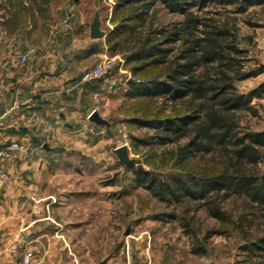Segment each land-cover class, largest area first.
Segmentation results:
<instances>
[{
    "label": "rangeland",
    "instance_id": "rangeland-1",
    "mask_svg": "<svg viewBox=\"0 0 264 264\" xmlns=\"http://www.w3.org/2000/svg\"><path fill=\"white\" fill-rule=\"evenodd\" d=\"M30 1L26 6L15 0H0V31L3 36L15 32L25 33L28 30L39 39L52 36L60 45H65L66 37L77 36L83 39L97 13L102 21V29L106 32V38L119 24L114 20V7L118 0ZM236 16L240 46L246 50L245 67L257 69L264 64V3L250 7L247 13ZM152 19L153 26L157 27L178 22L183 16L169 12L159 3L153 9ZM92 42H99L98 47H101L103 39ZM102 48L111 56H117L118 63L106 76L93 81L96 90L93 92L92 109L98 111L110 125L93 123L95 138L91 137L88 148L82 151L84 155L86 154L89 164L93 166L83 168L82 173L87 170L88 173L95 175L96 187L111 183L105 191V195L110 192L111 197L109 232L111 253H116L123 247L126 253L125 249L130 243V254L133 257L138 256L144 241L134 236L153 229L157 235V242L154 243L164 257L160 261L161 264L168 262L165 258L167 253L185 260L188 264H264V248H260L264 242V204L246 207L241 196L231 195L221 202L231 218L221 222L210 216L206 209H197L196 201L187 199L184 205L167 207L147 188L138 186L136 174L138 164L143 166V169L138 170L165 179L170 174H185L190 170V165L198 169L209 161L210 164L221 162L222 158L217 153H207L204 159L196 155L184 163H179L181 161L178 142L160 143L155 136L154 127H150L145 120L135 121V118L150 119L158 115L172 114L171 101H167L164 106V97L153 100L150 96L129 94L131 92L129 82L142 79L144 76L149 77L150 73L156 74L162 68L134 73L133 68L141 62L133 60L127 50L114 52L109 44ZM125 53L129 56L122 59L121 55ZM96 63L97 61L94 64ZM263 82L264 71L239 81L237 87L241 92H248ZM251 105L253 106L251 110L238 111L240 127L244 132H264V93L261 97H254ZM158 110L160 113L157 114ZM121 144L128 146L130 157L133 159L130 165L119 163L115 148ZM22 148L14 152L15 160L12 156L4 162H9L11 158L13 162L27 161L29 154L23 152ZM194 167L191 169L194 170ZM256 168L264 174V146L262 158ZM172 211L190 220L191 228L195 232L187 233L178 219L169 218ZM151 213L160 217V223L158 222L156 226L151 219L146 220ZM240 216H245L246 220L240 222L242 220ZM207 234L209 236L204 239ZM197 244L203 246V253L193 252Z\"/></svg>",
    "mask_w": 264,
    "mask_h": 264
},
{
    "label": "crops",
    "instance_id": "crops-1",
    "mask_svg": "<svg viewBox=\"0 0 264 264\" xmlns=\"http://www.w3.org/2000/svg\"><path fill=\"white\" fill-rule=\"evenodd\" d=\"M86 34L66 37L60 45L28 30L7 36L0 31V113H8L0 144L16 141L29 154L27 161L13 162L15 150L0 168L7 179L0 185V264H24L26 253L29 264H100L106 258L107 264H161L164 259L153 229L134 236L144 241L138 256L130 254L128 241L126 253L124 247L111 253L110 192L105 195L111 183L96 187V176L82 173L93 166L82 151L95 138L89 115L96 90L82 75L107 44L106 32L101 47L92 42L99 39H92L90 30ZM20 53L27 55L24 64L17 62ZM148 219L160 223L155 213ZM168 254L163 264H188Z\"/></svg>",
    "mask_w": 264,
    "mask_h": 264
},
{
    "label": "trees",
    "instance_id": "trees-1",
    "mask_svg": "<svg viewBox=\"0 0 264 264\" xmlns=\"http://www.w3.org/2000/svg\"><path fill=\"white\" fill-rule=\"evenodd\" d=\"M159 3L183 19L153 26V9ZM263 3L264 0H118L115 4L114 20L119 24L106 41L111 50H127L133 60L140 61L134 73L162 68L149 77L129 82V94L153 100L164 97V106L171 101L172 114L135 121L145 120L154 127L160 143L178 142L179 163L196 155L204 159L207 153H217L222 158L221 162L209 161L198 169L190 165L185 174H170L165 179L137 169L138 186L147 188L167 207L193 200L198 203L197 209L204 208L210 216L226 222L231 215L221 202L231 195L241 196L246 207L264 204V174L256 168L262 158L264 132H244L238 115L239 110L253 109L251 101L263 95L264 82L248 92L237 87L239 81L260 74L264 67H245L246 50L240 46L235 23L236 15ZM240 217V222L246 220ZM169 218L178 219L187 233L195 232L190 220L181 214L172 211ZM260 248H264V242ZM193 252L203 253L204 248L197 244Z\"/></svg>",
    "mask_w": 264,
    "mask_h": 264
},
{
    "label": "built area",
    "instance_id": "built-area-1",
    "mask_svg": "<svg viewBox=\"0 0 264 264\" xmlns=\"http://www.w3.org/2000/svg\"><path fill=\"white\" fill-rule=\"evenodd\" d=\"M21 2L23 5H29L30 0H18ZM27 61V55L20 53L17 56V62L20 64H24ZM118 63V58L117 56H111L107 50L104 49L102 51V55L100 60L94 64L92 67L88 68L87 70L84 71L82 75V80L83 81H94L97 79H101L104 76H106L109 72L110 69L115 67ZM98 94H95V97H97ZM95 109H92L94 111ZM7 120H8V113H0V137L2 130L6 128L7 125ZM22 148V145L19 144L18 142H10L5 145L0 144V168L3 165L4 161L10 158L13 154V151L19 150ZM7 181L6 177L3 174H0V185L5 184ZM31 259V254L26 253L23 258L24 264H29Z\"/></svg>",
    "mask_w": 264,
    "mask_h": 264
},
{
    "label": "water",
    "instance_id": "water-1",
    "mask_svg": "<svg viewBox=\"0 0 264 264\" xmlns=\"http://www.w3.org/2000/svg\"><path fill=\"white\" fill-rule=\"evenodd\" d=\"M105 35V32L101 29V21H100V17L99 14H95L91 24H90V37L92 39H100ZM97 44L94 43L93 47H95ZM129 56L128 53H125L123 55H121L122 59H125ZM264 67V64L262 65ZM89 119L96 123V124H100V125H110L109 121L107 119H105L104 117L101 116V114L94 110L90 113L89 115ZM115 153L119 158V163L121 165H130L133 163V159L130 157L129 154V149L128 146L126 144H121L119 146H117L115 148ZM138 169H143V166L141 164L137 165ZM107 260L108 258H106L105 260H103L100 264H107Z\"/></svg>",
    "mask_w": 264,
    "mask_h": 264
}]
</instances>
